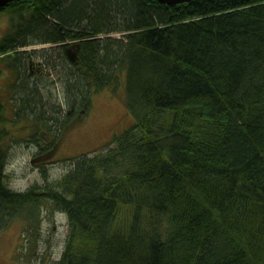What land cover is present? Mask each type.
I'll return each instance as SVG.
<instances>
[{
    "label": "trees",
    "instance_id": "16d2710c",
    "mask_svg": "<svg viewBox=\"0 0 264 264\" xmlns=\"http://www.w3.org/2000/svg\"><path fill=\"white\" fill-rule=\"evenodd\" d=\"M0 13L10 21L0 58L51 46L38 52L67 77V119L88 107L89 92L116 89L122 77L134 116L103 153L69 159L55 183L42 168L44 184L11 190L6 113L10 104L36 112L39 101L24 51L18 69L8 62L0 232L22 217L33 233L29 261L46 206L68 220L55 264H264V0H15ZM47 123L60 131L61 119ZM57 137L31 141L38 156Z\"/></svg>",
    "mask_w": 264,
    "mask_h": 264
},
{
    "label": "rangeland",
    "instance_id": "374dc122",
    "mask_svg": "<svg viewBox=\"0 0 264 264\" xmlns=\"http://www.w3.org/2000/svg\"><path fill=\"white\" fill-rule=\"evenodd\" d=\"M9 28V17L0 13V36H3ZM116 35L121 36L122 34H114ZM50 47L49 45L31 46L0 58V64L2 63L1 100L5 99L2 97L5 96L2 88L10 79V69L6 68L8 62L18 69L15 63L16 54L24 51L25 55L21 57L26 60V71H30L38 78V85L37 83L33 85L35 89L33 96H37V101H39V106L34 108L37 111L32 110V113L27 111L19 114L16 109L14 110L15 105L10 104L6 113L4 128L9 137L5 142L8 152L5 184L11 190L24 192L37 183L44 184L42 168L48 170L49 182L55 183L69 170V159L94 151L103 153L108 143L130 129L134 123V116L128 108L124 77L116 89L106 87L99 91L89 92L88 107H82L67 119V111L70 107L64 99H71L66 95L67 77L64 78V71L62 72L59 68V61L56 60L54 66H47L38 52L42 49H50ZM34 51L36 53H33ZM28 75L32 76L27 72L26 76ZM76 93L77 90L74 94ZM81 106L79 104L78 109ZM58 107H61L63 112H59ZM49 116L61 119L60 131H58L59 127L54 128L51 127L52 123L50 125L47 123ZM32 119L41 120L33 127L30 124ZM35 131L37 134L34 133ZM51 133H56L59 137L56 139V144L51 147L49 158L52 161L43 163V159L38 158V150L41 149L31 141L39 138L45 142ZM13 138L18 140H13ZM94 155L95 153L91 154V156ZM68 233L66 215L58 212L51 214L50 208L45 206L38 246L35 250L37 255L35 261L39 259L43 261H29L24 253L33 233L26 231V221L22 217L15 218L0 232V264H55L61 258Z\"/></svg>",
    "mask_w": 264,
    "mask_h": 264
},
{
    "label": "water",
    "instance_id": "95a60500",
    "mask_svg": "<svg viewBox=\"0 0 264 264\" xmlns=\"http://www.w3.org/2000/svg\"><path fill=\"white\" fill-rule=\"evenodd\" d=\"M14 1L15 0H0V9L6 7L7 5H9ZM154 1H158L160 3L167 5H179V4L189 3L194 0H154Z\"/></svg>",
    "mask_w": 264,
    "mask_h": 264
},
{
    "label": "flooded vegetation",
    "instance_id": "af4514ba",
    "mask_svg": "<svg viewBox=\"0 0 264 264\" xmlns=\"http://www.w3.org/2000/svg\"><path fill=\"white\" fill-rule=\"evenodd\" d=\"M47 141V140H46ZM38 143H40V142H38ZM54 145V143L53 142H51V147ZM50 153H49V155L47 156V154L46 155H44L43 157L42 156H38V158L39 159H43V163H47L49 160H48V158L50 157ZM46 160V161H45Z\"/></svg>",
    "mask_w": 264,
    "mask_h": 264
}]
</instances>
